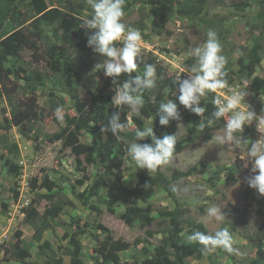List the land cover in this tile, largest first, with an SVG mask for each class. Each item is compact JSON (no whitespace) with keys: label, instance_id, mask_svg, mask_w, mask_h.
<instances>
[{"label":"rangeland","instance_id":"obj_1","mask_svg":"<svg viewBox=\"0 0 264 264\" xmlns=\"http://www.w3.org/2000/svg\"><path fill=\"white\" fill-rule=\"evenodd\" d=\"M45 1L50 10L75 16L79 20V30L87 40V30L80 27L82 21L93 14L86 0ZM30 2L15 0L14 15L5 23V29L11 31L9 35L18 34L23 42L18 57L10 58L5 64L6 68L18 73L17 77L11 76L20 88L16 100L27 102L30 97L24 79L26 75L39 72L43 82L36 89L39 118L33 123L30 139L19 128H5L11 121L12 111L7 99L2 97L0 86V264H46L59 258L64 264H71L69 252L74 250L79 251L84 264H95L96 258L105 264L102 250L106 241L128 243V249L119 253L120 264H142L146 252L155 253L162 240L169 236L172 227L166 214L175 209L182 213L183 236L188 244V223L195 222L203 224L208 234H213L217 228H228L236 249L233 253L217 249L203 258L193 255L186 264H264V258L259 256L260 247H264V205L247 204L244 195L247 183L244 181L227 182V170L237 158L241 159V153L236 148L228 152L226 145L214 139L223 134L224 126L208 134L201 131L194 137L185 123L170 121L169 125L175 123L178 129L176 141H188L187 148L161 169L176 189L175 199L157 189L147 204H140L143 208L151 206L154 220L150 224L136 221L129 226L122 220L132 200L129 193L139 182L140 169L126 155L122 165L123 178L117 182V161L103 164L96 155L76 156L72 147L65 144L71 132L81 144L91 145L92 142V136L86 131L75 132L72 121L78 116L77 101L90 109L94 106L95 95L106 97L111 93L113 102L115 88L106 86L107 77L102 70H95L103 58L91 48H81L75 39L66 53L70 62L66 70L56 48L52 27L33 18ZM122 21L142 35L136 71L141 75L145 65L156 67L157 81L156 87L152 88L151 105L159 106L168 100L174 102L173 99L179 96L176 79L187 78V68L195 63L194 58L187 56L189 48L202 45L207 32L214 30L222 46L221 54L226 58L224 71L234 80L227 83L225 89L208 93L201 104L210 101L213 94L226 99L232 92L242 91L247 93L245 109L249 105L257 115L264 114V94L256 93L252 85L256 78L264 82V6L259 0H205L203 3L201 0H176L172 5H165L164 0H125ZM256 45H260V62L247 77L241 71ZM70 75L73 86L69 91L74 98L67 92L66 79ZM58 108L59 112L56 111ZM118 110L125 117L128 115L126 107ZM133 116L139 117L140 112L128 117L123 133L137 131ZM143 121L145 127L153 128L154 119ZM248 127L257 131L255 123ZM58 133H66L65 138L50 143L48 137ZM109 134L102 133L105 141ZM262 134L264 129L258 132V139ZM164 135L166 133L160 138ZM119 140L125 144L127 153L128 145L134 141L124 140L120 135ZM7 160L18 166L17 172L10 173V167L5 166ZM243 163L245 165V161ZM193 169H196L193 175L175 180L176 172ZM247 169H251L250 163ZM100 175L107 176L108 184L98 197L88 200L90 187ZM212 178L214 181L211 182ZM34 180L36 185L33 187ZM45 182L51 188H47ZM110 193L119 197L112 209L108 207ZM87 201L95 208L85 206ZM212 205L224 208L227 219L222 224L205 219L206 209ZM55 207L62 211L52 218L49 212ZM37 231L41 232V241L35 239ZM73 237L79 241L78 248L72 243ZM18 249L29 251L31 256L24 262L13 258Z\"/></svg>","mask_w":264,"mask_h":264},{"label":"trees","instance_id":"obj_2","mask_svg":"<svg viewBox=\"0 0 264 264\" xmlns=\"http://www.w3.org/2000/svg\"><path fill=\"white\" fill-rule=\"evenodd\" d=\"M202 3L205 0H201ZM176 2V0H164L165 5H172ZM31 12L33 14V18H37L40 20L39 22L45 24L46 26H51L54 31V39H56L58 49V53L60 57L63 59L64 68L70 64L68 58L66 57V53L72 48L74 45V40L77 39L79 41V45L83 49H90L87 46V40L82 35V31L79 30V20L75 16H70L69 13H66L61 10L53 9L50 10L45 0H31L30 2ZM259 4L264 6V0H259ZM15 6V0H0V86L2 97H5L11 106L12 118L11 121L7 123L5 128L7 130L12 129L13 127L19 128V130L23 133V135L30 139V132L34 129V122H37L39 118V109L37 105V93L36 89L42 85L43 76L39 72L31 73L30 75H26L24 77L26 81V85L29 89L30 97L27 102L17 101L16 96L19 93L18 85L12 81L11 76H18L16 71H13L12 68H6L5 64L10 61V58L18 57L20 51L22 50L23 42L22 38L16 35H9L11 33L10 30L5 29V23L9 19L10 16L14 15L13 8ZM194 9H192L193 11ZM69 11L73 13L76 12L75 9L69 8ZM184 13V12H182ZM185 14V13H184ZM188 14V13H187ZM39 29V28H38ZM9 35V36H8ZM44 38V36H41ZM22 43V44H21ZM260 45H256L251 53L248 56V63L241 71V74H245V76H251L256 65L260 62L259 57ZM67 65V66H66ZM67 70V69H66ZM132 75H140L137 71ZM127 79L126 75H122L119 78V82L122 84L124 80ZM225 79L227 83L232 82L234 79L229 77L226 74ZM67 92L68 94L74 98V94L69 91L70 87L73 86V80L71 75L67 77ZM260 82L258 85L257 83ZM106 86L110 88H115V85L112 82L111 78L106 79ZM253 89L256 93L264 94V82L255 79L253 82ZM151 95L152 89L144 90L142 93V99L144 101V106L140 110V116H133V120L138 130H143L145 128V123L143 119H154V132L155 135L160 138L163 133L167 135H176L177 127L176 124L168 126H161L159 123V116L157 115L159 106L151 105ZM211 97L210 101H205L201 104L202 107L206 108V112L203 117H199L193 113H190L183 106L179 104L178 97H175L174 103L177 104L180 119L178 121L183 122L187 125L189 132L195 137L201 131H204L208 134L210 131L220 129L224 126L225 120L221 119L219 121L213 120L211 124H209L208 120L212 117V113L215 111V106L212 104ZM94 106L90 109H86L83 107L81 103L76 102L78 116L73 119L75 126V132H79L80 130L86 131L92 136L91 145H84L78 141L77 136L73 132L66 139L65 144L67 146L72 147L73 154L76 156L82 155H96L103 164L106 162H118V173L116 176V181L120 182L123 178L122 176V165L125 161L126 151L125 144L123 141L115 138L112 134H109L107 140L103 139L101 133V127L107 124V118L114 112H119V110L114 107L111 93H109L106 97L102 95H95L93 98ZM122 122H125L128 125L125 114L120 112ZM102 125L100 126V124ZM71 126V125H68ZM135 131L134 133L125 134L123 132L120 133V136L123 137L124 140L135 141ZM65 134H54L48 137V141L50 143H55L56 141L63 140L65 138ZM237 135H243L244 139L251 141H256L258 139V132L254 129L245 127L243 133H238ZM151 138H146L144 141H140V143H151ZM188 146V141L185 139L176 142L174 155L176 156L182 153ZM5 166L10 167V173H15L18 171V166L13 164L11 161L7 160ZM107 167H109L107 165ZM110 169V167H109ZM109 169L107 172L110 174ZM162 167L158 169L156 172L152 173L151 176L148 174L147 170L140 169L138 172L139 182L129 194L132 196V200L127 207L126 213L122 216V220L129 226H132L136 221L142 222L143 225L150 224L154 217H152V209L151 206L143 208L140 204H147L149 200L154 197L157 189L164 190L169 197L175 199V191L172 186V182L163 174ZM196 169L190 170L188 172H176L175 180L182 177H189L195 173ZM227 182H235L237 180H242L247 183V176L251 174L250 170L245 168L243 161L240 158H237L235 164L231 166L227 170ZM235 175L236 177H233ZM231 176V177H230ZM217 179V178H216ZM215 179V180H216ZM214 181V178L211 179V182ZM108 179L107 176L100 175L94 182V184L90 187L88 200L92 197H98L100 195V191L103 187L107 186ZM148 187H145V185ZM36 185V180L33 181V187ZM47 188H51V185L48 182H45ZM244 195L247 199V204L251 206L253 203H257L259 205H264V198H259L256 194L255 190L251 189L248 184L244 189ZM119 202L118 195L114 193H110V200L108 201V207L113 208ZM85 206H90V208H95L94 205L87 201ZM97 210V209H96ZM62 209L59 207H55L49 212L50 217L56 218L61 214ZM171 222V231L169 232V236L165 237L162 240V244L155 249V253L151 254L146 252V257L143 259L142 264H186L187 259L191 256L195 255L198 258H203V254L200 252L201 245L197 243H190L185 240L183 233V219L182 213L179 209H175L166 214ZM190 225V234L199 230L201 232H205L208 234L205 226L203 224H198L195 222H189ZM105 233H109V230L100 226ZM77 236V234H76ZM35 239L37 241H41V232L37 231L35 234ZM72 243H75L74 247H79V241L76 237H73ZM102 253L104 254V263L105 264H120V256L119 253L128 249L129 245L123 241H115L110 242L106 241L103 244ZM41 249L43 247H40ZM264 247H260L259 256L264 258L263 253ZM14 256L21 262L31 256L29 251L25 249H18ZM69 256L71 258V264H84L83 259L79 251H70ZM12 260V259H11ZM95 264H103L95 259ZM46 264H64L62 259H53L48 261Z\"/></svg>","mask_w":264,"mask_h":264},{"label":"clouds","instance_id":"obj_3","mask_svg":"<svg viewBox=\"0 0 264 264\" xmlns=\"http://www.w3.org/2000/svg\"><path fill=\"white\" fill-rule=\"evenodd\" d=\"M92 9L91 18H86L80 24L87 30V46L103 58V62L96 65L95 70H102L105 77L111 78L115 85L113 105L118 109L127 108L128 115L139 114L144 106L142 93L144 90L156 87L157 72L153 64L145 65L141 75H132L137 70V58L141 51L142 35L138 29L129 28L123 21L125 0H86ZM120 44L121 46H117ZM222 53V46L214 30L207 32L206 41L197 47L189 48L187 56L194 58L195 63L187 68V78L176 79L179 86V104L190 113L203 117L206 108L201 106V100L208 93H216L225 89L226 58ZM126 75L127 79L121 84L119 78ZM245 92H232L226 99L216 95L212 100L215 111L208 122L213 120L226 121L223 134L215 136L221 145H226L228 152L233 148L240 151L241 160L245 161V168L251 164V174L247 176L248 186L255 190L259 198H264V134L256 141L244 139L246 126L253 123L258 132L264 129V114L257 115L245 109ZM57 112L60 111L58 108ZM157 115L161 126H168L170 121L179 120L178 106L171 100L159 105ZM127 128L122 122L120 112H114L107 118V124L101 127V133H111L119 139V135ZM151 138V143H140ZM176 135H164L158 138L152 127H145L135 133V141L130 143L126 155L131 158L138 169L147 170L151 176L163 166L168 165L174 155ZM145 187H148L146 184ZM176 190L175 188L173 189ZM224 209V208H223ZM218 205L206 209L205 219L222 224L227 218L225 212ZM190 243H197L202 247L201 254L207 255L222 249L233 253V236L226 227L217 228L213 234H206L199 230L187 236Z\"/></svg>","mask_w":264,"mask_h":264}]
</instances>
